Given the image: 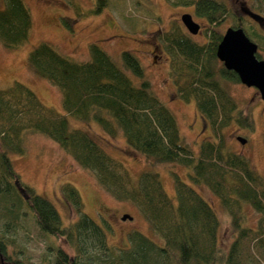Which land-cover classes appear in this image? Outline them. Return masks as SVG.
<instances>
[{"label": "trees", "instance_id": "16d2710c", "mask_svg": "<svg viewBox=\"0 0 264 264\" xmlns=\"http://www.w3.org/2000/svg\"><path fill=\"white\" fill-rule=\"evenodd\" d=\"M178 2L194 6L195 14L209 25L210 36L202 44L181 27L164 33L163 42L171 57L169 74L180 98L196 102L213 130L214 140H203L195 155L183 141L176 115L153 91L134 52H122L121 68L97 43L90 45V60L83 62L58 52L47 42L40 43L29 53V64L60 89L65 113L45 105L24 83L0 88V264H23L9 248L15 244L14 235L27 214L55 244L54 260L51 263L47 259V264H264V176L248 157L228 150L224 133L234 121L250 127L251 116L238 109L218 79L240 82L239 76L224 66L217 75L213 66L223 36L215 27L229 17L235 19L236 27H243L241 4L236 0ZM258 2L264 5V0ZM107 5L108 0H97L86 12L77 6V14L96 15ZM32 24V13L24 0H4L0 41L6 47L24 44ZM251 36L263 49L264 35L254 30ZM257 57L261 59L259 51ZM70 117L87 125L97 124L110 137L122 133L129 148L148 161L189 168L191 183L218 197L231 215L236 237L228 249L219 239L218 214L198 188L173 171L175 201L159 174L148 170L140 174L136 188L127 167L90 131L73 128ZM26 133L53 139L112 196L134 203L161 241L133 230L128 248L111 245L107 235L111 225L106 221L104 226L99 224L84 211L82 196L71 183H63L60 190L77 219L63 226L55 206L25 183L13 167L11 154L25 153ZM245 205L260 215L255 228L245 224Z\"/></svg>", "mask_w": 264, "mask_h": 264}, {"label": "rangeland", "instance_id": "374dc122", "mask_svg": "<svg viewBox=\"0 0 264 264\" xmlns=\"http://www.w3.org/2000/svg\"><path fill=\"white\" fill-rule=\"evenodd\" d=\"M24 1L32 13V30L28 40L17 48H8L0 41V88L10 87L15 82L24 83L45 105L65 113L60 89L38 75L29 64V53L36 46L47 42L58 52L83 62L90 60V45L97 43L121 68V54L129 50L141 60L153 91L176 115L183 141L195 155L199 154L203 140H214L213 130L199 113L196 102H186L180 98L176 83L169 74L171 57L162 38L164 33L181 27L193 40L207 43L209 25L195 14L194 6L179 3L178 0H108V5L99 14L79 17L77 6L86 12L95 7L97 0ZM236 1H239L238 5H248L264 12V5L259 4L258 0ZM3 6L4 0H0V8ZM184 13H191L201 25L198 34H191L184 26L181 20ZM65 19L70 24L68 22L67 25ZM243 24L246 33L256 42L252 37L254 35L251 36L256 30L252 21L244 19ZM229 27H236L232 17L216 26L215 30L223 35ZM259 52L264 59V47ZM213 66L218 75L224 64L217 59L213 61ZM218 79L235 99L238 109L248 113L252 120L250 127H243L234 121L224 129L228 150L248 157L253 167L264 176V100L256 87L219 76ZM70 121L73 128L90 131L111 156L127 167L136 188H139L140 174L145 170L159 174L165 190L175 201L173 171L185 182L198 188L218 214L221 223L219 239L223 248L228 249L236 237L231 215L218 197L191 183L189 168L174 163L148 161L145 156L129 148L122 133L110 137L97 124L87 125L72 117ZM239 136L246 138L245 144L238 140ZM24 143V154H11L13 167L25 183L55 206L63 226L77 219L60 190L63 183H71L82 196L84 211L99 224L104 226L106 221L111 225L112 230H107L111 245L128 248L129 233L133 230L141 231L157 242L161 241L134 203L112 196L91 172L79 166L56 141L41 133H26ZM243 210L245 224L257 227L259 213L249 205H245ZM14 237L15 244L9 250L23 264H47V259L53 262V239L40 229L30 214L22 219Z\"/></svg>", "mask_w": 264, "mask_h": 264}, {"label": "water", "instance_id": "95a60500", "mask_svg": "<svg viewBox=\"0 0 264 264\" xmlns=\"http://www.w3.org/2000/svg\"><path fill=\"white\" fill-rule=\"evenodd\" d=\"M241 9L257 22L264 21L261 14L246 6H241ZM181 20L191 34L199 33L201 25L191 13H184ZM257 52L258 44L247 35L243 27H229L218 44L216 54L227 70L234 71L245 85L256 87L264 100V59L258 58ZM238 140L243 144L247 141L241 136Z\"/></svg>", "mask_w": 264, "mask_h": 264}, {"label": "flooded vegetation", "instance_id": "af4514ba", "mask_svg": "<svg viewBox=\"0 0 264 264\" xmlns=\"http://www.w3.org/2000/svg\"><path fill=\"white\" fill-rule=\"evenodd\" d=\"M243 6V4L241 5ZM247 8H249L250 10H252L255 13L261 14L264 17V12L261 11L259 8H254V7H249L248 5H244ZM242 10V9H241ZM243 12V11H242ZM243 19H249L252 21V24H254V26L256 27V30L259 32V34L264 35V21L262 22H257L255 19H253L251 16H249L248 14H246L245 12H243ZM260 49H258L259 51ZM262 59V58H261Z\"/></svg>", "mask_w": 264, "mask_h": 264}]
</instances>
